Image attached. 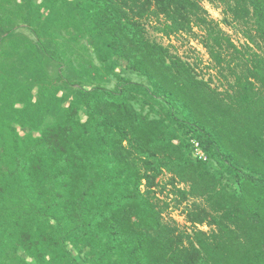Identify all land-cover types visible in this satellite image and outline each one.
I'll return each mask as SVG.
<instances>
[{"label": "trees", "instance_id": "trees-1", "mask_svg": "<svg viewBox=\"0 0 264 264\" xmlns=\"http://www.w3.org/2000/svg\"><path fill=\"white\" fill-rule=\"evenodd\" d=\"M24 2L41 51L23 42L15 47L21 57L1 74L0 264H11L18 248L37 264H70L69 244L90 264H264V58L229 67L225 91L147 38L144 20L154 9L167 34L195 33L222 67L238 49L199 0ZM228 7L233 19L252 18L264 44V0ZM8 8L24 6L0 0V11ZM84 40L125 60L148 84L117 76L113 89L88 87L82 74L92 71L71 60ZM46 58L66 85H77L66 76L70 66L82 73L68 107ZM140 97L143 106L159 104L160 117L138 110ZM17 124L32 132L20 134ZM180 132L200 142L209 163L192 157ZM164 171L204 199L187 222L208 223L209 232L185 234L164 221L152 197Z\"/></svg>", "mask_w": 264, "mask_h": 264}, {"label": "rangeland", "instance_id": "rangeland-1", "mask_svg": "<svg viewBox=\"0 0 264 264\" xmlns=\"http://www.w3.org/2000/svg\"><path fill=\"white\" fill-rule=\"evenodd\" d=\"M14 1L17 4H22L24 9L20 12L12 11L9 8L0 11V80L4 67L6 65L10 66L22 55V49L17 51L15 47L18 48V45L23 42H32L37 46L38 51H41L38 35L37 33H33V29L29 26V22L25 18V16L29 14L26 3L24 0ZM199 1L208 11L210 17L219 24L226 36L230 38L238 49V52H230L227 54V63L222 67L215 65L207 49L203 46L195 33L167 34L166 26L168 23L166 19L162 15L158 16L154 9L148 13L144 20L146 36L150 41L168 47L172 56H177L182 61L190 64L198 76L206 78L213 86L220 88V90H230L231 80L229 79L231 74L229 67L234 68L236 66L235 68H239L242 59H251L256 54L264 58V44L255 33L252 18L233 19L230 15L231 9H229V7L227 8V6L228 4L230 6L233 5L235 0H215L214 4L211 3L210 0ZM35 2L37 3L35 9L38 10L39 7L41 8L40 2ZM41 9L42 14L45 10L44 8ZM250 39L254 40V42ZM42 41L48 46H53L49 38L44 35H42ZM76 50L78 51L71 56V60L75 61L74 63L77 67L83 65V62H86V69L92 71L90 74H78L80 70H75L77 68L73 70L70 66L66 72V76L70 77L72 80L71 82L77 85L69 86L63 82L57 81V65L54 61H50L46 58L45 69L47 70L49 79L53 81V85L60 88L58 96L60 98H66L63 107L70 106L71 101L75 98L78 87L82 86L79 79L81 74L86 76L85 78L88 80L86 85L88 87L100 84L106 88L113 89L118 81L117 76L128 78L130 81L138 84H148L146 78L131 70L125 60L112 56L105 50L103 52H95L92 44L86 40L82 41ZM69 58L70 55L68 61ZM5 87V83L0 82V97ZM31 93L34 100H36L38 97V89L34 88ZM144 101L146 100L140 97V103H136V108L143 111V113L150 118L160 117L161 112L159 111V107L161 108V106L155 104L156 107H154V110L149 106L152 105L149 104L150 102L147 103L149 105L143 106ZM1 105L2 103L0 101V106ZM22 106V104L17 105L18 108ZM80 119L82 122H85L87 119L84 107L80 110ZM15 126L22 135L32 132L31 129L24 128L21 125L17 124ZM180 133L181 138L187 142L191 151H193V142L198 140L195 139L192 134H184L186 132ZM34 134L36 135L38 132L34 131ZM205 154L207 160L204 162L209 163L210 158L206 152ZM226 184L228 183L226 182ZM188 190L186 184L182 183L169 172L164 171L156 178L153 184L152 197L159 206L162 217L166 223L174 224L185 234H190L193 230L209 232L210 226L208 223L194 226L187 222V215L190 210L204 203V199L202 198L189 196V194H187ZM185 193L187 195H185ZM68 247L67 250L71 251V254H69L71 258L70 264H90L89 260L85 257V253H79L75 247L70 244ZM10 252H12L11 264H37L36 259L23 248H18L16 251L11 250Z\"/></svg>", "mask_w": 264, "mask_h": 264}, {"label": "built area", "instance_id": "built-area-1", "mask_svg": "<svg viewBox=\"0 0 264 264\" xmlns=\"http://www.w3.org/2000/svg\"><path fill=\"white\" fill-rule=\"evenodd\" d=\"M192 153H193V157L195 159H198L200 161H206L207 160V156L205 154V151L203 150V148L201 147V145L198 141L193 142Z\"/></svg>", "mask_w": 264, "mask_h": 264}]
</instances>
